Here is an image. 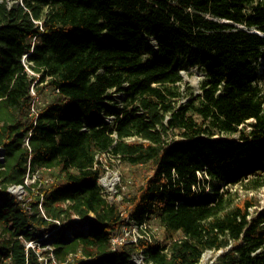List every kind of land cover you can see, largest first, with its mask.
Listing matches in <instances>:
<instances>
[{"label": "trees", "instance_id": "obj_1", "mask_svg": "<svg viewBox=\"0 0 264 264\" xmlns=\"http://www.w3.org/2000/svg\"><path fill=\"white\" fill-rule=\"evenodd\" d=\"M263 51L264 0H0V264H40L19 235L56 221L59 264H131L138 251L198 264L219 250V264H264V209L232 190L264 186ZM190 68L198 94L180 91ZM29 72L53 92L36 115ZM105 152L149 172L122 178V201L162 240L112 249L122 215L97 183ZM40 171L52 183L27 204L8 193Z\"/></svg>", "mask_w": 264, "mask_h": 264}, {"label": "rangeland", "instance_id": "obj_2", "mask_svg": "<svg viewBox=\"0 0 264 264\" xmlns=\"http://www.w3.org/2000/svg\"><path fill=\"white\" fill-rule=\"evenodd\" d=\"M7 1L12 2L13 0H7ZM29 74L35 77L34 89H33L34 94L32 93L31 94L33 96V103L37 110L53 96V92L47 86L46 82H43V83L39 82L38 75H35L31 72H29ZM181 76H182V82L180 83L179 87L182 93L185 94L189 90H192L195 94H198L200 92L199 86L201 82L204 80V76H203V73L199 69L190 68L189 71L187 72L185 71L181 72ZM257 77H258V84L261 87L262 92L264 93V51H263V57L260 58L258 61ZM39 88H41V91L40 93H37V89ZM114 96L117 98L119 95L114 94ZM100 161L102 162V164L108 166V168L117 170L119 177H120V183H119L118 189L122 197L124 194H127V191H128L127 186H125L123 182L121 181L124 176H127L126 179L130 180L132 183L136 185L138 184L140 185L143 178L149 175V172H147L141 167H136V168L125 167L123 164L118 162L117 159H114L109 156L102 158ZM35 177H36L35 181L33 180L32 177H28L26 179L25 183L30 188L29 190L27 189L18 190L16 191V193L11 192L10 194L13 195L17 200L22 201L24 204H27L31 199L29 196L30 192L34 194L37 193L40 187L51 184L53 180L50 173L45 172V171L37 172ZM232 190L237 191L241 199L252 200V202L256 204L255 206L249 209L251 214H254L255 211H260L264 209V186L252 192H246L241 188H235V187L232 188ZM109 200L111 202L119 204L122 216L125 217L126 215H128L125 211V204H123L122 199L116 200V199L109 198ZM148 228H149L148 230H149L150 239L151 238L155 240L163 239V236H164L163 231L159 228V226L154 220L150 221ZM38 234H39L38 236H40L41 234H43V232L39 231ZM222 252L224 251L223 250L206 251L201 256V259L198 264H219L218 257Z\"/></svg>", "mask_w": 264, "mask_h": 264}, {"label": "built area", "instance_id": "obj_3", "mask_svg": "<svg viewBox=\"0 0 264 264\" xmlns=\"http://www.w3.org/2000/svg\"><path fill=\"white\" fill-rule=\"evenodd\" d=\"M26 55L23 56V60L25 59ZM33 87L31 88L30 94H34ZM31 94V95H32ZM37 110L35 108L34 103L31 106L30 114L36 115ZM111 118H107V122H111ZM25 143L27 144V138L25 139ZM106 156L112 157L114 159H117L118 162H120L119 156H114L110 152L101 153L96 156V162L94 165V168L99 167L101 169V172L99 174L97 183L100 187L101 195L102 197L107 201L108 204L112 205L114 202H111L109 198L121 200L122 196L120 195L119 191V183H120V177L117 172V170L110 169L108 166L102 164L100 161L102 158H105ZM3 160V149L0 147V162ZM37 172L33 175H28L25 177L24 183L22 185H12L9 186L7 191L9 193H16L18 190H25L30 189L26 182V179L28 177H32L35 181V176ZM109 175V176H108ZM42 213V211H41ZM71 223L79 228L80 224H83V221L80 220L77 216H73L71 219ZM55 229L51 230L50 232L41 234L38 236V232L33 233V238L30 240H24L21 235H19L20 240L22 241V244L25 247L26 253L28 250H32L36 256L37 260L40 262V264H59L57 263L54 254H53V247L51 244L50 237L54 234L55 230H58L62 227L61 223L58 221L55 222ZM149 225L146 223L143 224H137L132 218H130L128 215L125 217L122 216V223L118 230V233L113 236L110 240V244L112 249L119 248L120 246L130 245V244H137L139 240L144 239L148 242L151 241L150 235H149ZM26 230H30V228H27ZM64 234L67 238H70V231L64 230ZM45 252V253H43ZM130 263L131 264H152L150 261H147L145 258V255L143 251L134 252L131 254L130 257Z\"/></svg>", "mask_w": 264, "mask_h": 264}]
</instances>
